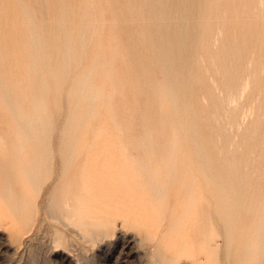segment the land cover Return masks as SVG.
Instances as JSON below:
<instances>
[{
	"label": "rangeland",
	"instance_id": "1",
	"mask_svg": "<svg viewBox=\"0 0 264 264\" xmlns=\"http://www.w3.org/2000/svg\"><path fill=\"white\" fill-rule=\"evenodd\" d=\"M263 62L264 0H0V264H264Z\"/></svg>",
	"mask_w": 264,
	"mask_h": 264
},
{
	"label": "bare ground",
	"instance_id": "2",
	"mask_svg": "<svg viewBox=\"0 0 264 264\" xmlns=\"http://www.w3.org/2000/svg\"><path fill=\"white\" fill-rule=\"evenodd\" d=\"M219 2H220V1H219ZM186 3H187V2H186ZM187 4H188V3H187ZM194 6H195V5H194ZM133 7H134V6H133ZM199 7H200V6H199ZM211 7H212V6H211ZM128 9H129V8H128ZM226 9H227V8H226ZM222 10H224V9H222ZM129 11H130V10H129ZM211 11H212V8H211ZM218 11L220 12V10H218ZM225 11H226V10H225ZM219 12H218V14H219ZM150 13H151V12H150ZM155 13H156V12H155ZM158 13H160V12H158ZM163 13H164V12H163ZM163 13H162V14H163ZM222 13H223V12H222ZM225 13H226V12H225ZM225 13H224V14H225ZM152 14H153V13H152ZM192 14H193V13H192ZM210 14H211V13H210ZM220 14H221V13H220ZM231 14H232V13H231ZM241 15H242V14H241ZM209 17H211V16H209ZM220 17H221V15H220ZM220 17H219V20H220ZM225 17H226V16H225ZM229 17H231V15H230ZM235 17L237 18L238 16H235ZM240 17H241V16H240ZM240 17H239V18H240ZM211 18H212V17H211ZM208 19H210V18H208ZM212 19H213V18H212ZM214 19H215V18H214ZM227 19H228V18H227ZM227 19H226V20H227ZM188 20H189V19H188ZM210 20H211V19H210ZM216 20H217V19H216ZM222 21L225 22L224 19H223ZM210 24H211V23H210ZM222 24H223V23H222ZM223 25L225 26V24H223ZM223 25H222V26H223ZM211 26H212V25H211ZM211 26H210V28H211ZM209 31H212V28H211ZM218 31H219V30H218ZM214 32H215V31H214ZM210 33H211V32H210ZM216 33H217V32H216ZM216 33H215V34H216ZM211 34H212V33H211ZM211 34H210V35H211ZM215 34H214V35H215ZM221 35H222V34H221ZM216 36L218 37L217 34H216ZM216 36H215V37H216ZM210 37H211V36H210ZM210 37H209V38H210ZM213 38H214V37H213ZM218 38H219V37H218ZM222 39H223V38H222ZM222 39H221V40H222ZM225 39H227V38L225 37ZM225 39H223V40H225ZM238 39H239V38H238ZM212 40H213V39H212ZM221 40H219V41L221 42ZM236 40H237V37H236ZM178 41H180V40H178ZM208 41H209V40H208ZM214 41H215V40H214ZM180 42H181V41H180ZM216 42H218V41H216ZM220 42H219V43H220ZM224 42H226V41H224ZM224 42H222V45H223ZM246 42H247V41H245V43H246ZM208 43H209V42H208ZM160 44H161V43H160ZM206 44H207V43H206ZM206 44H205V45H206ZM214 44H215V43H214ZM240 44H241V43H240ZM218 45H219V44H218ZM224 45H225V44H224ZM246 45H247V43H246ZM195 46H196V45H195ZM210 46H211V44H210ZM214 46H215V45H214ZM241 46H242V45H241ZM217 47H218V46H217ZM238 47H239V45H238ZM244 47H246L245 44H244ZM192 48H193V47H192ZM196 48H197V47H196ZM207 48H209V45H207ZM213 48H214V47H213ZM225 48H227V47H224V48H222V49L224 50ZM211 49H212V48H211ZM239 49H240V47H239ZM242 49L244 50L243 47H242ZM235 50H236V49H235ZM245 50H246V52H247V53H246V52H245V53H246V55L248 56V55H249V54H248L249 49H248V51H247V47H246ZM212 51H213V49H212ZM220 51H221V50H220ZM226 51L229 52L228 49H227ZM252 51H253V50H252ZM252 51H251V52H252ZM197 52H198V51H197ZM201 52H202V51H201ZM209 52L212 53V52L210 51V48H209ZM217 52H218V51H217ZM224 52H225V51H224ZM240 52H242V51H239L238 55L240 54ZM249 52H250V51H249ZM253 52H254V51H253ZM199 53H200V49H199ZM202 53H203V52H202ZM202 53H200V54L202 55ZM206 53H207V52H206ZM229 54H230V53H229ZM242 54H243V52H242ZM198 55H199V54H197V56H198ZM227 55H228V54H227ZM190 56H191V55H190ZM203 56H204V55H203ZM203 56H201V60L203 59ZM215 56H216V55H215ZM232 56H233V55H232ZM232 56H231V57H232ZM242 56L244 57V54H243ZM192 57H193V56H192ZM207 57H208V56H207ZM207 57H206V58H207ZM213 57H214V55H213ZM213 57H212V59H213ZM217 57H218V55H217ZM217 57H216L215 59H217ZM229 57H230V55H229ZM233 57H235V56H233ZM233 57H232V59H235V58H233ZM238 57H239V56H238ZM248 57H249V56H248ZM156 58H157V57H156ZM193 58H194V57H193ZM204 58H205V56H204ZM241 58H242V57H241ZM246 58H247V57H246ZM246 58H245V59H246ZM141 59H142V58H141ZM190 59H191V58H190ZM198 59H199V58H198ZM207 59H208V58H207ZM215 59H214V60H215ZM228 59H229V58H228ZM239 59H240V58H239ZM199 60H200V59H199ZM209 60H210V59H209ZM214 60H213V61H214ZM229 60H230V59H229ZM229 60H228V61H229ZM246 60H247V59H246ZM248 60H249V59H248ZM248 60H247V61H248ZM260 60H261V59H260ZM202 61H204V60H202ZM235 61H236V60H235ZM235 61H233V63H234ZM250 61H251L250 63H253L252 60H250ZM199 62H200V61H199ZM205 62H206V60H205ZM230 62H231V61H230ZM238 62H239V61H238ZM241 62H242V61H241ZM248 62H249V61H248ZM261 62H262V61H261ZM233 63H232V64H233ZM244 63H245V62H244ZM259 63H260V61H259ZM263 63H264V62H263ZM218 64H219V63H218ZM242 64H243V63H242ZM246 64H247V63H245V65H246ZM248 64H249V63H248ZM248 64H247V65H248ZM261 64H262V63H261ZM261 64H260V65H261ZM201 65H202V64H201ZM215 65H216V64H215ZM230 65H231V63H230ZM239 65H240V64H239ZM239 65H238V63H237L236 66H239ZM243 65H244V64H243ZM243 65H240V67L242 66V68L246 71L245 66L243 67ZM247 65H246V66H247ZM260 65H259V66H260ZM206 66H207V64H206ZM221 66H223V65H221ZM234 66H235V65H234ZM211 67H212V65H211ZM197 68H198V67H197ZM206 68H207V67H206ZM216 68H217V67H216ZM218 68H219V67H218ZM230 68H231V67H230ZM233 68H234V67H233ZM237 68H238V67H237ZM247 68H248V66H247ZM260 68H261V67H260ZM263 68H264V66H263ZM199 69H200V68H199ZM203 69H204V68H203ZM231 69H232V68H231ZM216 70H217V69H216ZM237 70H238V69H237ZM240 70H241V69H240ZM244 70H243V71H244ZM247 70H248V69H247ZM261 70H262V69H261ZM196 71H197V70H196ZM198 71H199V70H198ZM207 71H208V70H207ZM238 71H239V70H238ZM238 71H237V72H238ZM201 72H202V71H201ZM203 72H204V71H203ZM209 72H210V71H209ZM220 72H221V71H220ZM234 72H235V71H234ZM166 73H168V72H166ZM197 73H198V72H197ZM222 73H223V71H222L220 74H222ZM244 73H246V72H244ZM244 73H243V75H244ZM181 74H182V73H181ZM199 74H200V73H199ZM207 74H208V73H207ZM224 74H225V73H224ZM237 74H239V72H238ZM247 74H248V73H247ZM204 75H205V74H204ZM208 75H209V74H208ZM222 75H223V74H222ZM228 75H229V74H228ZM228 75H227V76H228ZM202 76H203V73H202ZM202 76L200 77V79L202 78ZM236 76H237V75H236ZM239 76H240V75H239ZM239 76H238V77H239ZM242 77H244V76H242ZM196 78H197V76H196ZM211 78H212V76H211ZM220 78H221V76H220ZM240 78H241V77H240ZM240 78H239V79H240ZM247 78H248V77H247ZM200 79H199V81H201ZM197 80H198V79H197ZM220 80H221V79H220ZM228 80H229V79H228ZM221 81H223V80H221ZM238 81H240V80H238ZM241 81H242V79H241ZM241 81H240V83H241ZM243 81H244V79H243ZM224 82H225V81H224ZM197 83H198V82H197ZM227 83H228V82H227ZM238 84H239V83H238ZM241 84H242V83H241ZM243 85L245 86V84H243ZM158 87L160 88V86H158ZM239 87H240V84H239ZM239 87L237 88L238 91H239V89H240ZM228 91H229V89H228ZM236 92H237V91H236ZM239 92H240V91H239ZM239 92H238V93H239ZM244 92H245V91H244ZM201 93H202V91H201ZM226 93H227V92H226ZM229 94H232V93H230V91H229L228 96H229ZM240 94H241V92H240ZM243 95H244V94H243ZM198 96H199V95H197V97H198ZM225 96H227V95H225ZM230 96H231V95H230ZM232 96H233V94H232ZM194 97H195V96H194ZM237 97L239 98L240 96H237ZM199 98H200V96H199ZM201 98H202V96H201ZM196 99H197V98H196ZM236 99H237V98H236ZM197 100H198V99H197ZM203 100H205V96L203 97ZM222 100H223V98H222ZM230 100L233 101L232 98H231ZM238 101H239V100H238ZM223 102H225V101L223 100ZM229 102H230V101H229ZM229 102H227V104H228ZM238 103H239V102H238ZM221 104H222V103H221ZM224 104H226V103H224ZM230 104H231V103H230ZM252 106H253V105H252ZM226 108H227V107H226ZM227 112H228V111H227ZM228 114H229V113H228ZM225 115H227V114H225ZM228 117H229V116H228ZM224 118H225V117H224ZM225 119H226V118H225ZM229 119H230V118H228V120H229ZM224 121H225V120H224ZM225 122H226V121H225ZM235 122H236V121H235ZM233 124H234V123H233ZM239 124H240V123L237 122V125H238V126H239ZM237 125H236V126H237ZM240 125H241V124H240ZM238 126H237V128H239ZM83 147H85V146H83ZM79 148H80V147H79ZM81 149H82V148H81ZM81 149H80V150H81ZM85 149H86V148H85ZM78 152H79V151H78ZM83 153H85V152H83ZM76 159H78V158H76ZM82 159H83V158H82ZM82 159H81V160H82ZM75 161H76V160H75ZM58 163H59V162H58ZM76 163H77V162H76ZM77 164H78V163H77ZM72 171H74V170H72ZM85 174H86V173H85ZM196 179H197V178H196ZM88 191H89V189H88ZM200 192H201V191H200ZM200 192H199V193H200ZM89 193H90V192H89ZM201 193H202V192H201ZM87 195H88V194H87ZM51 196H52V195H51ZM69 198H70V197H69ZM70 199H71V198H70ZM70 199H66V201H65V206H67V208L69 207L68 204H69ZM82 199H83V198H82ZM87 199H88V198H87ZM64 200H65V199H64ZM79 200H80V199H79ZM85 200H86V198H85ZM47 201H48V200H47ZM50 201H51V199H50ZM88 201H90V200H88ZM80 202H82V201L80 200ZM49 203H50V202H49ZM49 203H48V205H50ZM52 204H53V203H52ZM70 204H71V203H70ZM86 204H88V203H86ZM63 205H64V204H63ZM82 205H83V204H82ZM84 206H85V204H84ZM203 206H204V205H203ZM50 207H52V206H50ZM79 207H80V206H79ZM55 208H56V207H55ZM76 208H77V207H76ZM86 208H87V207H86ZM86 208H84V209H86ZM49 209H51V208H49ZM49 209H48V210H49ZM65 209H66V208H65ZM65 209H64V210H65ZM82 209H83V208H82ZM67 210H68V209H67ZM80 210H81V209H80ZM51 211H52V209L50 210V212H51ZM81 211H82V210H81ZM84 211H85V210H84ZM86 211H87V210H86ZM87 212H88V211H87ZM89 212H90V211H89ZM51 213H52V212H51ZM52 215L54 216V214H52ZM64 215H65V214H64ZM260 217H264V211H262V212L260 213ZM53 218H54V217H53ZM55 219H56V217H55ZM57 219H58V217H57ZM59 219H60V218H59ZM65 219H66V218H65ZM65 219H64V220H65Z\"/></svg>",
	"mask_w": 264,
	"mask_h": 264
}]
</instances>
